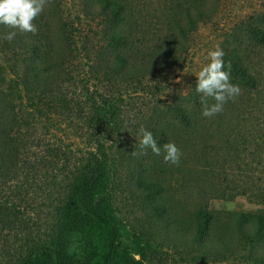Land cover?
<instances>
[{"label":"rangeland","instance_id":"rangeland-1","mask_svg":"<svg viewBox=\"0 0 264 264\" xmlns=\"http://www.w3.org/2000/svg\"><path fill=\"white\" fill-rule=\"evenodd\" d=\"M121 1L132 20L134 38L140 39L148 73L136 90L129 88L133 84L119 89L123 93L122 130L114 133L105 126L96 136L111 157L112 205L125 227L127 254L139 258L134 249L140 245L144 264H264V238L255 237L252 222L254 216L264 214V195L236 192L242 179L264 188V128L239 122L236 114L241 112L235 99L224 104L225 116L204 117L196 105L200 94L195 90L196 74L209 62L208 51L233 47L237 37L245 41L241 31L250 23L256 25L264 13V0H202L208 12L215 13L195 28V12L185 13L186 7H193V0ZM95 4L96 0H51L33 21L37 34L17 31L11 41L4 37L16 30L0 25V91H20L22 101L15 103L25 112L27 104L36 101L22 80L40 75L35 73L37 58L31 46L35 41L41 43L43 32L50 36L47 42L64 39L75 46L82 68L80 74L73 72V78L81 81L78 89L84 92L85 85L95 97L115 89L110 67L113 53L121 47L110 46L108 36L119 23H105ZM173 19L181 21L179 28ZM159 48L169 56L161 60L156 56ZM208 103L214 101L209 98ZM174 105L187 109L174 113L170 109ZM198 120L206 123L202 140L193 128ZM44 123L42 119L29 125L32 129L20 128V133L32 134L34 143L20 155L19 163L0 173V264H17L54 235L48 188L53 171L37 165L48 158V147L57 145L77 155L93 149L88 132L79 129L76 134L71 126L47 128ZM141 127L156 129L160 156L150 149L142 155L131 154L141 151ZM211 132L214 138L207 136ZM248 133L249 142L243 144L242 137ZM167 142L175 143L182 153L178 166L163 161L162 146ZM204 143L207 153L199 151ZM221 184L236 188L223 191ZM199 210L208 215L202 230L193 221ZM83 216L75 221L85 223ZM71 235L79 240L77 234Z\"/></svg>","mask_w":264,"mask_h":264},{"label":"trees","instance_id":"trees-1","mask_svg":"<svg viewBox=\"0 0 264 264\" xmlns=\"http://www.w3.org/2000/svg\"><path fill=\"white\" fill-rule=\"evenodd\" d=\"M95 5L105 23L109 25L119 23L108 36L110 46L121 47L113 53L110 67L111 74L116 79L115 89L108 91L106 95L98 94L97 97L85 85L82 86L84 92L78 89V83L81 81L73 78V72L80 74L82 68L75 56L78 54L75 46L64 39L47 42L50 36L43 32L39 36V39H42L41 43L35 41V44L31 46L37 58L38 72L35 73L40 75L36 76V79L24 80L23 78L22 80L27 84V91L35 94L36 101L27 104L29 110L25 112L24 107L15 103L22 101L20 91H0L2 103L0 106V173L10 170L13 165L19 163L20 155H25L34 143L32 134L27 130L20 133V128L28 126L32 129L33 127L29 125H35L42 119L46 126L48 125L47 128L60 127L63 124L71 126L72 129L75 128L76 134L79 129L88 132L91 138L89 142L93 146L92 150L82 151V154L77 155L71 149L68 151L57 145H51L47 151L48 158L44 157L37 163V165L44 164L51 167L53 171L48 179V188L51 199L50 211L53 212L52 216L55 220L53 224L55 229L54 232L52 231L54 235L48 236L47 241L37 246L35 251L22 258L17 264H144L145 252L140 245L134 249V254L139 256L135 259L127 254L126 246L123 244L125 227L112 205L111 157L105 143L97 138L101 137L96 135L100 134L105 126H109L114 133L122 130L119 118L123 93L119 89L123 88L124 84H133L129 87L131 90H136L137 86H143L141 80L148 73V65L142 61L144 54L138 46L140 39L134 38V26L132 20L126 15L124 2L96 0ZM209 9L202 0H193V7H186L187 16H190V12L196 14V18L192 21L193 28L213 17L215 12L209 13ZM180 22L178 19H173L172 23L179 28ZM256 22V25L250 23L244 30L240 29L245 33L244 36L247 38L245 41L240 42V38L237 37L233 47L222 50L225 70L228 63H231V83L238 85L241 89L240 94L234 98L239 112L242 113V115L236 114V119L263 129L264 13L257 18ZM181 31L185 35L184 30L181 29ZM156 56L163 60L169 55L159 48ZM137 61L141 63L135 66ZM82 72H85V69ZM86 72L89 71L86 70ZM86 74L89 76V73ZM196 105L199 111H202L199 101ZM174 106L170 107L174 113L185 112L187 109L185 105ZM219 116H225L224 110L219 113ZM187 117L182 115L184 120H187ZM78 122H82V125ZM198 122L200 120L193 124L196 125L193 128L202 140L205 136L206 123ZM188 125H192L190 120ZM151 132L155 138L156 129ZM213 133H207V136L214 138ZM248 135L249 133L242 137L243 144L249 142ZM199 151L207 153L208 144L201 145ZM26 163L25 161L23 165ZM248 171L245 172L246 179L250 180L252 177L248 176ZM241 174L242 172L239 173ZM230 175L233 178L235 176ZM224 180L230 181L227 177ZM241 181L247 182L243 179ZM244 182L238 186L237 193L249 196L256 193L264 195V188H260L258 184ZM220 187L223 191H234L236 188L222 184ZM1 211L4 212L3 209ZM79 215H84L85 223L75 221ZM207 216V213L202 210L193 215V221L200 230L205 226ZM252 222L255 237L263 239L264 214H257ZM72 232L79 236V240L71 235Z\"/></svg>","mask_w":264,"mask_h":264},{"label":"clouds","instance_id":"clouds-1","mask_svg":"<svg viewBox=\"0 0 264 264\" xmlns=\"http://www.w3.org/2000/svg\"><path fill=\"white\" fill-rule=\"evenodd\" d=\"M51 0H0V25L16 31L9 32L4 39L11 41L16 32L36 35L37 26L33 21L48 7ZM224 52L220 48L208 51V63L196 74L195 90L200 94L202 115L211 118L223 111L224 104L237 97L241 89L231 83V63L225 70ZM211 98L214 103L209 104ZM141 139L139 141L140 152L133 151V156L143 154V150L150 149L157 156L162 153L153 133L144 127L140 128ZM163 161L166 164L179 165L181 151L173 142L163 144Z\"/></svg>","mask_w":264,"mask_h":264}]
</instances>
